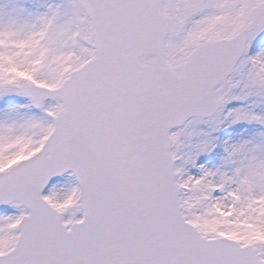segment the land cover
<instances>
[{"label": "snow or ice", "instance_id": "6c2138e0", "mask_svg": "<svg viewBox=\"0 0 264 264\" xmlns=\"http://www.w3.org/2000/svg\"><path fill=\"white\" fill-rule=\"evenodd\" d=\"M0 264H264V0H0Z\"/></svg>", "mask_w": 264, "mask_h": 264}]
</instances>
